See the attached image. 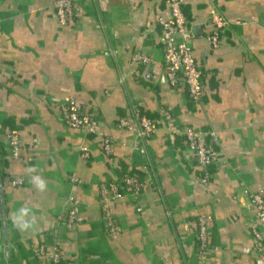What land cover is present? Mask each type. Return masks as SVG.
Segmentation results:
<instances>
[{
  "label": "crops",
  "instance_id": "crops-1",
  "mask_svg": "<svg viewBox=\"0 0 264 264\" xmlns=\"http://www.w3.org/2000/svg\"><path fill=\"white\" fill-rule=\"evenodd\" d=\"M77 2L81 15L63 27L51 0H0V264H44L37 247L51 243L67 264H261L249 254L247 211L248 193L264 194V0H185L190 46L206 72L201 106L161 72L156 18L167 14L166 0H137L134 8L128 0ZM212 5L229 22L216 48L202 37L214 29L205 23ZM136 47L151 64L131 70ZM71 98L117 143L131 139L117 121L132 107L157 127L132 159L135 168L149 167L143 176L152 189L111 203L115 237L95 204L99 184L117 178L126 152L116 146L106 156L92 138L89 159L79 160L81 133L61 115ZM159 105L181 126L217 132L222 160L209 186L192 176L190 153L169 138ZM11 130L24 143L36 140L19 159L9 154ZM74 170L79 181L70 188ZM17 177L20 185H7ZM69 192L84 205L75 230L57 223ZM200 214L210 217L203 256L195 239Z\"/></svg>",
  "mask_w": 264,
  "mask_h": 264
},
{
  "label": "built area",
  "instance_id": "built-area-1",
  "mask_svg": "<svg viewBox=\"0 0 264 264\" xmlns=\"http://www.w3.org/2000/svg\"><path fill=\"white\" fill-rule=\"evenodd\" d=\"M137 0H128L130 8H134ZM50 7L56 16L58 23L63 27L75 25L77 18L82 13V8L77 0H51ZM185 0H166L167 14L156 18L158 30V44L162 53L161 72L173 87L185 89L190 102L201 106L204 92V81L206 72L192 52L190 39L194 38L189 19L185 15ZM207 25L213 26L211 33L204 37L212 48L218 46L219 31L229 26V22L213 5L205 21ZM151 59L139 48H135L130 56L129 67L131 70L140 65H150ZM124 76H120L123 80ZM158 113L165 121L164 128L168 131L169 138L175 140L181 138L185 148L193 160L192 176L194 179L207 187L212 180L211 169L219 160H222L221 149L218 148V134L212 129H203L192 125L181 126L177 118L163 105L157 107ZM63 121L81 133V141L78 144V159H89L91 153L88 146V139L95 138L102 152L109 156L113 149L119 146L125 150V162L128 165L124 174L120 177L124 183V191H119L116 179L113 181L101 182L98 186V200L95 208L102 218L103 227L110 237L117 235V222L111 214V203L122 197H132L141 192L152 189V186L145 180L149 167H143L142 176L135 174L131 168L133 154L137 145L150 138L156 131L155 122L148 116L141 113L137 107H132L127 117H121L117 126L123 128L131 135L129 141L115 142L110 135H102L97 131V118L94 113H88L81 109L79 104L72 98L61 109ZM9 146V154L12 159H19L23 148H34L36 140L23 142L18 131L11 130L6 133ZM225 166H229L223 160ZM70 188L78 183L79 178L76 171L67 176ZM23 182V177L7 179V185L15 187ZM250 216L249 227L253 235V243L249 248L250 257L264 264V234L259 226H264V194L262 190L248 193ZM84 208L82 202L77 200L69 192L64 200L63 207L57 216V223L63 222L74 230L80 222V214ZM233 218H236L233 215ZM210 217L200 214L195 221L196 250L200 256L205 255L209 250V226ZM37 254L42 257L44 264H67L63 252L55 243L50 245H39Z\"/></svg>",
  "mask_w": 264,
  "mask_h": 264
},
{
  "label": "trees",
  "instance_id": "trees-1",
  "mask_svg": "<svg viewBox=\"0 0 264 264\" xmlns=\"http://www.w3.org/2000/svg\"><path fill=\"white\" fill-rule=\"evenodd\" d=\"M185 15H186V7H185ZM142 113V112H141ZM149 117V116H148ZM178 141H180V143L182 142V140H181V138H176ZM128 167V165L126 164V162H121L120 164H119V170H118V173H117V178H116V184H117V186H118V189H119V191H124L125 189H124V183H123V181H122V179L120 178L123 174H124V172H125V170H126V168ZM131 170L135 173V174H137V175H139V176H142L143 175V172L140 170V169H138V168H135V167H132L131 168ZM115 180V179H114Z\"/></svg>",
  "mask_w": 264,
  "mask_h": 264
},
{
  "label": "clouds",
  "instance_id": "clouds-1",
  "mask_svg": "<svg viewBox=\"0 0 264 264\" xmlns=\"http://www.w3.org/2000/svg\"><path fill=\"white\" fill-rule=\"evenodd\" d=\"M40 187L43 188V183H41Z\"/></svg>",
  "mask_w": 264,
  "mask_h": 264
},
{
  "label": "rangeland",
  "instance_id": "rangeland-1",
  "mask_svg": "<svg viewBox=\"0 0 264 264\" xmlns=\"http://www.w3.org/2000/svg\"><path fill=\"white\" fill-rule=\"evenodd\" d=\"M132 197H135V196H132ZM116 220V219H115Z\"/></svg>",
  "mask_w": 264,
  "mask_h": 264
}]
</instances>
